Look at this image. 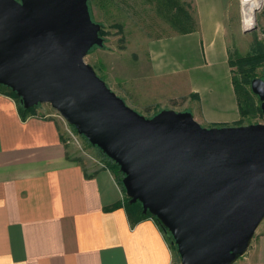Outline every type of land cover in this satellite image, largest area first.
Segmentation results:
<instances>
[{"label": "water", "instance_id": "1", "mask_svg": "<svg viewBox=\"0 0 264 264\" xmlns=\"http://www.w3.org/2000/svg\"><path fill=\"white\" fill-rule=\"evenodd\" d=\"M100 31L87 0H0V84L26 109L48 103L113 160L129 202L158 219L180 264H235L264 219V123L143 116L85 62ZM250 88L264 114V77Z\"/></svg>", "mask_w": 264, "mask_h": 264}, {"label": "crops", "instance_id": "2", "mask_svg": "<svg viewBox=\"0 0 264 264\" xmlns=\"http://www.w3.org/2000/svg\"><path fill=\"white\" fill-rule=\"evenodd\" d=\"M190 3L196 28L151 40V69L169 80L172 100L196 97L197 122L243 125L228 52L236 4ZM76 151L54 112L22 116L0 92V264H173L158 224L129 216L111 169ZM235 264H264V219Z\"/></svg>", "mask_w": 264, "mask_h": 264}, {"label": "rangeland", "instance_id": "3", "mask_svg": "<svg viewBox=\"0 0 264 264\" xmlns=\"http://www.w3.org/2000/svg\"><path fill=\"white\" fill-rule=\"evenodd\" d=\"M189 3L190 0H90L92 19L101 25L100 36L104 44L102 47L94 46L84 60L129 107L145 117L172 109L193 111V117L198 119L194 95L184 101H181V96H175L176 102H172L170 82L155 77L148 49L151 40L196 25L197 18ZM232 3L236 4L233 8L236 13L235 18H227L229 62L238 100L246 111L241 114L239 124L264 123V114L258 110L260 101L250 88L253 78H263L264 75V5L256 13V27L244 33L239 0H232ZM40 105L63 121L66 138L82 159L103 161L98 150L57 111L48 103ZM199 124L208 127L204 123ZM72 133L80 136H77L79 145L73 143ZM170 247L173 264H180L171 244Z\"/></svg>", "mask_w": 264, "mask_h": 264}, {"label": "trees", "instance_id": "4", "mask_svg": "<svg viewBox=\"0 0 264 264\" xmlns=\"http://www.w3.org/2000/svg\"><path fill=\"white\" fill-rule=\"evenodd\" d=\"M87 3H88L89 11H90V14H91L90 0H87ZM91 17H92V15H91ZM194 28H196V25H194V27H191V30H193ZM100 35H101V31H100ZM244 74H247V73H244ZM247 76H249V75L247 74ZM0 92L7 93V94H9L10 96H12L14 98V100L16 101V104H17V108L20 111V113L22 114V116H25L27 113L31 112L32 110H34V108L37 107V106H34V107H31V108H27V109L24 108V106L20 102L19 97L16 95V93L13 92V91H11L8 87H6L4 85H1V84H0ZM182 100H184V98H182ZM172 102H176V100H172ZM238 106H239L240 113L242 115L245 114L246 111L242 107V105H241V103H240L239 100H238ZM258 110H259V112L262 113V111L260 109V106L258 107ZM95 148L98 150L99 155L103 159L104 163L114 173V175L116 176V178L118 180L119 185L121 186V188L124 191V188H123V185H122V182H121L123 175H122V173L119 170V166L113 160H111L110 158H108L99 148H97V147H95ZM126 205H127V210H128L129 216H134L135 217V219H134L135 221H139V220H141V219H143L145 217L152 218L158 224V226L160 227V229L164 233L165 237L169 240L171 246L174 248V250L176 251V254L178 256V253H177V250H176V246L172 243V237L163 229V227L161 226V224L159 223L158 219L155 216L151 215L150 213L144 214L142 212V205H141V203L140 202L130 203L128 197H127V203H126ZM178 259H179V256H178ZM179 262H180V259H179Z\"/></svg>", "mask_w": 264, "mask_h": 264}, {"label": "built area", "instance_id": "5", "mask_svg": "<svg viewBox=\"0 0 264 264\" xmlns=\"http://www.w3.org/2000/svg\"><path fill=\"white\" fill-rule=\"evenodd\" d=\"M256 0H239V4H240V13H241V18H242V28L243 29H246V28H249V27H246L245 24H244V20L243 18L245 17V13L246 11L249 9V6L254 3ZM264 5V0H262V3L261 4H258L254 9V13H255V18H256V13L257 11H259ZM75 132V131H74ZM76 135L78 137H80L77 133ZM77 136H75V134H71V137L73 138V143L75 145H79V141H78V138ZM69 142V141H68Z\"/></svg>", "mask_w": 264, "mask_h": 264}, {"label": "bare ground", "instance_id": "6", "mask_svg": "<svg viewBox=\"0 0 264 264\" xmlns=\"http://www.w3.org/2000/svg\"><path fill=\"white\" fill-rule=\"evenodd\" d=\"M262 0H256L249 6V9L245 13V17L243 18L244 24L246 27H251L255 25V13L253 9L258 5L261 4Z\"/></svg>", "mask_w": 264, "mask_h": 264}, {"label": "flooded vegetation", "instance_id": "7", "mask_svg": "<svg viewBox=\"0 0 264 264\" xmlns=\"http://www.w3.org/2000/svg\"><path fill=\"white\" fill-rule=\"evenodd\" d=\"M263 77H264V75H263Z\"/></svg>", "mask_w": 264, "mask_h": 264}]
</instances>
